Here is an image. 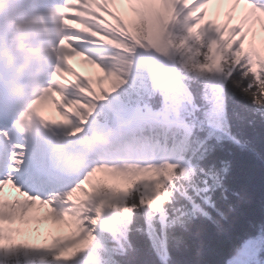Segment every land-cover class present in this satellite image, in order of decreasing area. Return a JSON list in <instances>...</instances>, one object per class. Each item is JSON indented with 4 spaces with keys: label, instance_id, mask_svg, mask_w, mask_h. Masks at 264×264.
<instances>
[{
    "label": "snow or ice",
    "instance_id": "snow-or-ice-1",
    "mask_svg": "<svg viewBox=\"0 0 264 264\" xmlns=\"http://www.w3.org/2000/svg\"><path fill=\"white\" fill-rule=\"evenodd\" d=\"M213 2L61 0L46 84L23 108L15 68L0 66V254L123 264L135 251L133 234L166 256L169 241L178 248L197 221L225 216L219 204L228 200L229 165L178 133L198 112L222 126L229 101L264 120V54L254 44L245 49L251 24H264V0H228L251 10L231 29L206 21ZM121 4L135 14L131 23L113 10ZM74 57L102 75L81 76L69 63ZM48 103L60 122L41 115ZM34 121L46 134L34 132ZM98 174L104 178L96 181ZM9 185L25 199L6 203ZM37 202L50 206L54 224L71 221V238H54L50 247L14 243L20 230L5 223H27ZM261 254L264 225L237 237L227 264H264Z\"/></svg>",
    "mask_w": 264,
    "mask_h": 264
},
{
    "label": "trees",
    "instance_id": "trees-1",
    "mask_svg": "<svg viewBox=\"0 0 264 264\" xmlns=\"http://www.w3.org/2000/svg\"><path fill=\"white\" fill-rule=\"evenodd\" d=\"M192 121L197 126L187 137L193 150L203 144L200 151L209 149L218 165L221 161L229 165L226 184L230 191L228 200L219 204L223 218L213 213L216 223L197 221L178 248L169 241L168 263L227 264L237 237L255 233L264 225V120L253 116L243 104L229 101L222 126L215 120L209 123L202 112ZM211 124L220 132L213 131ZM233 137L239 143H234ZM131 241L135 251L123 258V264H163L156 251L159 248L144 236L133 234ZM0 264L31 263L17 252L9 253Z\"/></svg>",
    "mask_w": 264,
    "mask_h": 264
},
{
    "label": "bare ground",
    "instance_id": "bare-ground-1",
    "mask_svg": "<svg viewBox=\"0 0 264 264\" xmlns=\"http://www.w3.org/2000/svg\"><path fill=\"white\" fill-rule=\"evenodd\" d=\"M56 5H54L50 9H44L43 7L39 9L30 8L22 14L16 24L18 26V33L24 37V41L26 43V47L20 50L18 52V55L21 57L22 62H28L24 64L29 68L30 76H32L33 78H35L36 75L42 76L40 82L38 83L40 89L46 82V73L49 67L52 45L54 41L59 38L58 34L55 31V25H58V16H56L55 13L57 11V8L59 7V5ZM250 11L251 10L247 7L245 17ZM251 27L252 32L250 34L254 37H259L264 40V24L256 22L252 23ZM69 63L74 69H76L77 66L81 65L83 68L82 76L84 77H89L94 68L93 66H90L86 62H84L81 57H74L69 61ZM38 72H40L41 74H38ZM28 80L31 81V79L29 78ZM55 98H57V96ZM33 130L37 135L46 134L43 128H34L33 126ZM8 188L9 186H6L4 191V199L6 203L15 202L16 200L23 201L25 199L24 197L18 196L15 192L9 191ZM86 189L91 192L93 190V185H86ZM35 206L33 209L29 210L26 220L39 210V213L43 215L42 217L38 216L39 218H42L40 222L42 223L41 227H45L46 229L48 226L53 227L54 223L50 219H48V216L50 214V206H40L38 202ZM65 220V223L67 224L69 222V226L71 227V221L68 220V218H65ZM20 224L25 223L21 222L19 219L14 222L15 226ZM6 226L11 227L7 222L5 223V227ZM8 227H6V229ZM37 227L38 226H36L34 222V228L37 229ZM58 227H62V224H59ZM262 256L264 257V254H262Z\"/></svg>",
    "mask_w": 264,
    "mask_h": 264
},
{
    "label": "rangeland",
    "instance_id": "rangeland-1",
    "mask_svg": "<svg viewBox=\"0 0 264 264\" xmlns=\"http://www.w3.org/2000/svg\"><path fill=\"white\" fill-rule=\"evenodd\" d=\"M215 3L217 5H220L222 8L225 7V5L228 3V8H229L228 12L230 11V13L231 12L233 13L234 19L237 21V23L242 22L244 20L247 5L235 4V3L225 2V1L224 2H218V0H215ZM242 5H244V8H242ZM235 10H237V11L235 12ZM205 19H206V21H210L218 27L231 29L229 26L230 25L229 24L230 18L226 16L225 12H223L222 10H220L216 6L211 5L209 7V11H208ZM247 39H248L249 45L253 44L254 42H256L258 40H262V39H259L257 37L251 38L250 36H248ZM91 78H93V77H91ZM63 82H65V80ZM49 110H50L49 114L53 117L54 121L60 122L61 117L56 112L55 107L50 106V103H48L45 107V111H49ZM71 110L72 109H69V111H71ZM103 178H104V174H98V176H97V178H95V180L99 181V180H102ZM112 184H113V186L117 187L120 190H124L126 188L125 181H123V180L112 181ZM76 198L83 199L84 197L82 194H77ZM35 207H37V206H35ZM39 214L40 213L38 210L36 212V214L31 215L30 218L27 219V223H25V224H20V225L15 226L13 223L12 225H9L13 228L16 227V229L20 230V234L16 236L14 243H17V244L24 243V244H27V245L33 246V247H50L52 240L54 238H60V239L71 238L74 229L72 226L71 227L69 226V222L67 224L66 223L62 224V227H60V228L58 227L59 224H56V226L54 224L53 227L48 226L46 229L45 227H41L42 223H40V222H41L42 218H39L38 216L42 217L43 215H41V214L39 215ZM34 222H35L36 226H38L37 229L34 228ZM17 223H18V221H17ZM6 227H8V226H6ZM156 250H157V253H158L160 259L162 260V262L164 264H168V261H167L168 252H167V255L165 256V253L161 248L156 249ZM20 253H22V257L26 260V263L30 262L31 264H48V261L46 259L43 261L40 259V254L26 253L23 251H20ZM8 255H9V253L8 254H0V263H5ZM62 259H67V255L62 256ZM259 259L264 260V257L260 256Z\"/></svg>",
    "mask_w": 264,
    "mask_h": 264
}]
</instances>
